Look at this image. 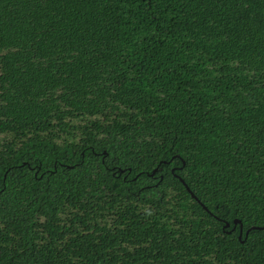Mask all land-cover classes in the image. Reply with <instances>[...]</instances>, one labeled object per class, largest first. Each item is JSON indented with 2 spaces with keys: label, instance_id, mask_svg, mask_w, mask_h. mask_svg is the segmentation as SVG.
<instances>
[{
  "label": "trees",
  "instance_id": "16d2710c",
  "mask_svg": "<svg viewBox=\"0 0 264 264\" xmlns=\"http://www.w3.org/2000/svg\"><path fill=\"white\" fill-rule=\"evenodd\" d=\"M252 226L264 0H0V264H264Z\"/></svg>",
  "mask_w": 264,
  "mask_h": 264
},
{
  "label": "water",
  "instance_id": "95a60500",
  "mask_svg": "<svg viewBox=\"0 0 264 264\" xmlns=\"http://www.w3.org/2000/svg\"><path fill=\"white\" fill-rule=\"evenodd\" d=\"M157 169H158V168H155V169L153 170V173H154ZM179 178H180V180L184 183V185L186 186V188L188 189V191L191 193V195H192L193 197H195L196 199H198V197H196V195L192 192V190H191V189L189 188V186L186 184V182L184 181V179H183L182 177H179ZM198 200H199V199H198ZM199 201H200V200H199ZM200 202H201V201H200ZM201 203H202V202H201ZM202 205H203L206 209H208L207 206H205L203 203H202ZM237 224L240 225V234H239V238H241V236H242V232H243V229H242L243 225H242L241 220L238 219V218L234 219V228H235V226H236ZM225 226H229V222H226V223H225ZM263 228H264V226H252V227H250L249 229H247L246 234H248L249 230H251V229H263Z\"/></svg>",
  "mask_w": 264,
  "mask_h": 264
}]
</instances>
